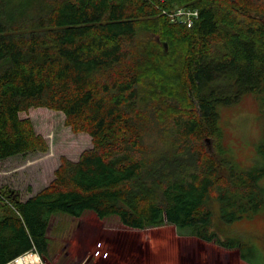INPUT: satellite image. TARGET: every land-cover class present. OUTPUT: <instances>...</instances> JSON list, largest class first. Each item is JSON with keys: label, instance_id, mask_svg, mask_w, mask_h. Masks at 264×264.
I'll use <instances>...</instances> for the list:
<instances>
[{"label": "trees", "instance_id": "16d2710c", "mask_svg": "<svg viewBox=\"0 0 264 264\" xmlns=\"http://www.w3.org/2000/svg\"><path fill=\"white\" fill-rule=\"evenodd\" d=\"M176 7L200 19L161 13ZM248 94L264 103V0H0V162L48 153L31 109L92 139L35 196L0 197V264L33 248L49 262L57 214L210 242L211 201L227 221L258 212L264 168L238 171L218 143L219 108Z\"/></svg>", "mask_w": 264, "mask_h": 264}, {"label": "rangeland", "instance_id": "374dc122", "mask_svg": "<svg viewBox=\"0 0 264 264\" xmlns=\"http://www.w3.org/2000/svg\"><path fill=\"white\" fill-rule=\"evenodd\" d=\"M164 45L168 51V43ZM219 115L218 143L224 147L223 157L238 171L264 168V157L258 152L264 142L263 101L248 94L234 105L220 107ZM20 116L30 119L36 133L49 145L46 154L20 155L0 162V197L12 191L26 201L52 182L63 157L77 161L84 151L92 148V139L87 134H75L60 112L39 108ZM258 184L264 202V177ZM209 206L213 211L209 232L218 241H239L245 236V226L264 225V207L227 221L218 201H211ZM237 210L230 208L228 212L239 215ZM48 237L51 264H214L216 260L212 248H208L212 243L180 238L173 226L137 230L125 226L117 216L101 220L92 212L79 219L55 215ZM219 260L223 262L222 258Z\"/></svg>", "mask_w": 264, "mask_h": 264}, {"label": "flooded vegetation", "instance_id": "af4514ba", "mask_svg": "<svg viewBox=\"0 0 264 264\" xmlns=\"http://www.w3.org/2000/svg\"><path fill=\"white\" fill-rule=\"evenodd\" d=\"M243 232L245 236L239 241H218L214 238L208 242L212 243L208 248H212L216 256L214 264H219L220 258L223 259L222 264H264V225H247ZM234 241L237 243L235 247L228 246Z\"/></svg>", "mask_w": 264, "mask_h": 264}, {"label": "built area", "instance_id": "2783aa9c", "mask_svg": "<svg viewBox=\"0 0 264 264\" xmlns=\"http://www.w3.org/2000/svg\"><path fill=\"white\" fill-rule=\"evenodd\" d=\"M151 1V0H145ZM165 4L167 0H158ZM161 13L166 16L172 23L192 28L200 19V12L197 9L187 7H176L173 9L162 8ZM7 264H51L46 262L36 248L14 258Z\"/></svg>", "mask_w": 264, "mask_h": 264}]
</instances>
